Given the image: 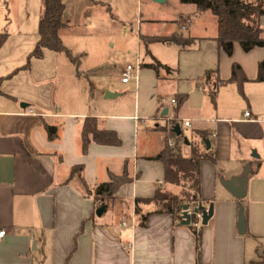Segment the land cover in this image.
I'll use <instances>...</instances> for the list:
<instances>
[{
    "label": "crops",
    "instance_id": "1",
    "mask_svg": "<svg viewBox=\"0 0 264 264\" xmlns=\"http://www.w3.org/2000/svg\"><path fill=\"white\" fill-rule=\"evenodd\" d=\"M64 3L67 25L59 35L80 55L77 68L64 53L50 49L24 67L38 40L41 0H0V33L5 34L0 46V229L6 230L0 264H248L264 258V84L256 80L264 46L244 51L234 42L228 55L214 40L213 14L192 4L181 3L171 24L144 17L141 0ZM181 19L187 21L185 29ZM258 22L264 37V15ZM173 32L197 39L181 48L162 42L145 46L140 38ZM133 44H143L146 53L132 64L139 60L137 77L122 82L125 67L115 72L109 67ZM155 61L169 70L144 66ZM233 62L247 81L220 85L212 101L204 72L215 70L228 80ZM81 75L89 87L86 95ZM128 93L131 106L117 101ZM160 116L171 121L154 120ZM85 117L115 131L121 144L91 141L82 153ZM46 124L58 126L55 138L48 137ZM176 124L181 138L170 135L169 127ZM169 138L185 156L193 147L214 154V161L199 164L202 204L213 207L205 225L181 224L182 217L151 212L153 206L146 203L141 214L151 213L142 224L134 211L135 198L152 197L157 187L177 189L163 182V163L154 158ZM79 164L81 176L71 174ZM246 167V193L239 198L222 181L239 177ZM124 172L131 180L95 215V200L85 193L81 177L93 188ZM239 207L244 233L237 228ZM192 227L200 231L198 249Z\"/></svg>",
    "mask_w": 264,
    "mask_h": 264
},
{
    "label": "trees",
    "instance_id": "2",
    "mask_svg": "<svg viewBox=\"0 0 264 264\" xmlns=\"http://www.w3.org/2000/svg\"><path fill=\"white\" fill-rule=\"evenodd\" d=\"M184 4H192L197 11L209 10L215 17L217 33L214 40L219 48L228 55L232 53L233 43L238 42L244 51H249L254 47L264 46L262 28L258 22L261 15H264V0H179ZM65 8L64 0H41V13L38 22V40L28 55L24 67L29 66L32 57L41 58L44 49L64 53L67 58L76 66L79 65L80 55L73 54L63 43L59 30L67 25L63 19ZM141 41L146 46L150 42H162L166 44H176L181 48H187L197 38L184 35L182 32H173L169 35H141ZM5 40V34L0 33V46ZM155 69L163 67L169 70L166 65H161L157 61L144 64ZM205 80L210 84L209 96L214 101L217 89L220 85L235 82L239 86L247 81L241 66L233 62L231 64V75L228 80H221L215 70L204 72ZM256 80L264 84V58L259 61ZM183 98L180 99L182 101ZM174 127V126H173ZM173 127L169 130L170 135H176ZM47 135L50 139L57 136V125H45ZM181 138L177 135V138ZM81 152L86 153L88 144L94 141L103 145L118 146L121 139L113 130L99 128L98 120L95 117H85L80 132ZM184 141V140H183ZM155 159L163 163V182L177 189L167 190L157 187L152 197L135 198L134 211L140 214L141 223L144 224L146 217L151 213H169L175 219H181L183 206L188 205L189 209H194L198 205H203L200 197V176L199 164L202 159L214 161V154L208 151H200L193 147L189 156L183 155L179 148H171L165 143L163 149L154 156ZM83 166L75 165L71 168V174L78 173L81 176ZM131 178L124 172L119 175L112 174L108 180L96 184L93 188L86 185L81 177L85 188V193L92 195L96 207L107 208L110 199H113L119 186L130 181ZM151 204L152 211L141 214L142 204ZM204 206V205H203ZM194 219V215H192ZM196 236V248L200 244V231L193 228ZM248 264H264V260L251 261Z\"/></svg>",
    "mask_w": 264,
    "mask_h": 264
},
{
    "label": "rangeland",
    "instance_id": "3",
    "mask_svg": "<svg viewBox=\"0 0 264 264\" xmlns=\"http://www.w3.org/2000/svg\"><path fill=\"white\" fill-rule=\"evenodd\" d=\"M141 4H142L141 5V12H142L144 17L153 16L154 18L159 20L160 23L162 21L166 20V21H170L169 23H171V24L173 23L172 19L176 17V15L178 14L179 9L181 7V2L179 0H168V1L162 2V3H158V2H155L153 0H141ZM171 24H170V28L175 26V25L173 26ZM163 25H164V23L158 24L157 29L159 30ZM182 32L184 34H188L187 30H182ZM130 46L131 47L124 48L121 50V52L118 54L116 61H114L113 64L111 63V65H113V66L109 65L110 66L109 69L111 71L115 72V71L120 70L122 67H125L126 63L134 64L136 56L138 54H140V58H142L144 56V54L146 53V50H145V47L143 44H141L140 46L135 45V44H133V46L132 45H130ZM156 50L157 49L155 48V51ZM156 52H158L159 55L160 54L162 55L160 50H157ZM80 80L82 82H84V84H85V87H86L85 95H86L88 93L89 87L85 83V77L83 75H81ZM128 86H130V84ZM122 99L127 101L129 106H131V102H132L131 94L128 93L123 98H121V97L118 98L117 101L122 100ZM184 133H186V132H184ZM108 215H109V210H107L105 212L104 217H107ZM259 260H264L262 255L259 258Z\"/></svg>",
    "mask_w": 264,
    "mask_h": 264
},
{
    "label": "water",
    "instance_id": "4",
    "mask_svg": "<svg viewBox=\"0 0 264 264\" xmlns=\"http://www.w3.org/2000/svg\"><path fill=\"white\" fill-rule=\"evenodd\" d=\"M158 3L165 2V0H153ZM109 96H113L112 93H106ZM167 109H164L163 113L165 114ZM174 132L177 135L181 134V129L179 127V124H176L173 127ZM186 142V139H185ZM206 149H209V141L206 140ZM247 175H248V168L246 167L242 174L239 177H231L230 179H225L222 181L223 185L228 188V190L236 197H243L246 193V183H247ZM104 211V207L101 206L95 210V215L100 216ZM213 212V207L212 204H209L208 207H205L203 205H198L194 209H189L188 205L183 206V210L181 213L182 219H181V224L188 225L191 222L192 215L196 213L201 214V225H205L208 221V219L211 217ZM237 228L240 233H244L246 230V223H245V218L243 215V209L242 207H239L238 210V222H237Z\"/></svg>",
    "mask_w": 264,
    "mask_h": 264
},
{
    "label": "built area",
    "instance_id": "5",
    "mask_svg": "<svg viewBox=\"0 0 264 264\" xmlns=\"http://www.w3.org/2000/svg\"><path fill=\"white\" fill-rule=\"evenodd\" d=\"M186 23H187L186 19H181L179 21L180 28L181 29H185ZM138 67H139V60L138 59L136 60L135 65L127 64L125 66L124 70L121 73V81L122 82H127L130 79H135L137 77V69H138ZM170 101H171V103H173L174 99H171ZM28 113L35 114L32 109H29ZM244 115L246 117H248V116H250V112L249 111H245ZM154 120H157V121L158 120H166L167 122L171 121V119L169 117H164V116L156 117ZM183 124L185 126H190L189 120H184ZM169 128L171 129L172 126H170ZM166 143H167V145L169 147L176 148V142L173 139H171V138L167 139ZM190 223H192L195 227H197L199 224H201V214L200 213L194 214V219H191ZM122 224H124V223L122 222ZM5 234H6V230L5 229H0V240L3 238V236H5Z\"/></svg>",
    "mask_w": 264,
    "mask_h": 264
}]
</instances>
